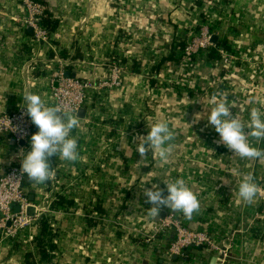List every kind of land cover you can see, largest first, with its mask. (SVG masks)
<instances>
[{"label":"crops","instance_id":"crops-1","mask_svg":"<svg viewBox=\"0 0 264 264\" xmlns=\"http://www.w3.org/2000/svg\"><path fill=\"white\" fill-rule=\"evenodd\" d=\"M39 1L56 26L48 28L55 34L50 45L38 47L20 22L25 11L19 0H0V114L26 104L29 93L53 107L48 75L57 59L75 61L65 70L82 78L107 76L104 64L116 54L139 58V67L138 72L122 67L120 88L96 93L85 106V117L75 115L78 126L70 135L77 139L78 158L66 161L57 154L50 158L51 180L25 183L27 197H33L29 217L36 208L44 210L49 190L71 201L49 206L46 214L56 226L52 260L36 259L38 222L17 241L0 236V264H181L176 256H166L168 235H160L151 248L139 241L154 219L173 211L164 208L152 214L145 187L156 183L164 188L178 178L197 196L200 207L191 218L173 212L189 228L207 230L229 253L221 262L204 248L191 247L182 258L185 264H264V222L254 218L262 200L256 194L245 203L238 194L249 174L264 188V158H242L219 142L206 119L193 123L194 113L207 117L214 98L231 105L233 116L245 125L252 107L263 112L264 0H201L199 8L194 0ZM197 24L208 25L237 55L230 75L224 78L220 61H208L206 53L187 61H165L153 69L177 38L185 41ZM77 51L81 57L72 58ZM160 121L174 133L167 160L150 147L141 156L139 138ZM248 140L264 151V142L251 136ZM28 150V144L0 134V176ZM97 205L103 213L94 209ZM90 218L96 223L88 222ZM26 253L36 261L27 262Z\"/></svg>","mask_w":264,"mask_h":264},{"label":"built area","instance_id":"built-area-1","mask_svg":"<svg viewBox=\"0 0 264 264\" xmlns=\"http://www.w3.org/2000/svg\"><path fill=\"white\" fill-rule=\"evenodd\" d=\"M19 2L25 11V15L20 22L23 27L31 29L33 44L38 47L44 44L50 45V37L51 35L54 37L55 34L41 24L42 19L46 16L45 4L39 0H19ZM213 34L216 33L210 30L208 25H197L196 30L192 31L191 35L185 39V46L180 51L179 59L187 61L196 57L199 53H206L208 49L214 47L211 42ZM218 51L222 56L220 65L224 71V78H226L230 75V70L237 59V55L221 49ZM57 63V67L51 68L48 81L53 107L59 108L61 114L67 112L75 116L79 109H85V105L94 93L113 92L121 86L124 73L118 64H113L109 67L107 76L82 78L75 75L71 76L70 74L66 75L67 70H65V67L73 65L75 61L57 59ZM24 106L25 103H22L15 111L0 114V134H8L15 143H26L30 148L29 141L33 134L32 126L34 124L27 116ZM259 140L260 143L264 142V138ZM25 177L26 175L21 173V161L7 167L6 171L0 176V236L3 240L17 241L21 233L35 228L37 223L43 218L47 220L50 236L55 233L56 226L46 216L49 206L51 207V203L56 200L55 191L49 190L45 194L44 199L45 201L47 200V204L44 210L41 211L36 208L35 215L29 217L26 214V209L31 203L25 191ZM54 179L52 177L53 182ZM257 188V195L262 200V207L254 218L264 222V188ZM14 205L18 207L17 211L13 209ZM160 235H168L170 239L166 250L168 258L170 256L183 258L185 256V248L202 247L205 251L219 256L221 262H225L228 259V249L219 245L217 239L212 237L207 230L189 228L173 211L166 212L163 217L158 218L152 229L143 234L142 239L150 247L155 245ZM44 242L46 243V240ZM34 246L37 248L35 244ZM45 250L50 257L54 253L53 249L47 245H45ZM53 263L55 264L56 262Z\"/></svg>","mask_w":264,"mask_h":264},{"label":"clouds","instance_id":"clouds-1","mask_svg":"<svg viewBox=\"0 0 264 264\" xmlns=\"http://www.w3.org/2000/svg\"><path fill=\"white\" fill-rule=\"evenodd\" d=\"M25 109L32 124L37 128L30 137V150L21 156V173L33 183H44L52 176L50 158L59 154L66 161H75L78 158L77 139L70 135L71 130L78 126V119L65 112L61 114L57 107L45 106L40 95L29 93L25 95ZM231 105L224 99L215 100L214 106L205 118L203 112L194 113L193 123L206 119L219 135V142L231 149L234 154L244 158H264V151L254 147L248 137L264 138V112L260 108L252 107L247 125L233 116ZM249 128L245 133L244 128ZM174 133L166 121L153 124L146 136L139 139L137 151L143 156L147 148L156 151L161 160H167L171 152L169 141ZM258 192L251 174L245 176L238 187V194L245 203H251ZM146 202L151 205L152 214H159L164 208L182 212L191 218L200 207L197 196L186 186L183 179L161 188L154 183L145 187Z\"/></svg>","mask_w":264,"mask_h":264},{"label":"trees","instance_id":"trees-1","mask_svg":"<svg viewBox=\"0 0 264 264\" xmlns=\"http://www.w3.org/2000/svg\"><path fill=\"white\" fill-rule=\"evenodd\" d=\"M194 6L198 7L201 5V0H194L193 2ZM195 7V8H196ZM197 17H198V20H202V18L204 19V13L202 12H197ZM41 24L44 26V27H47L49 28L51 31L54 30L55 26H56V22L55 21H52L50 19H48L47 17H44L41 21ZM200 25V24H198ZM196 27H194V31L196 30ZM178 41H176V43L174 45H171L170 46V49H169V53L168 55L166 56H163L160 60V62L155 65L153 67V69H157L158 65L160 66L163 62L165 61H169V60H173V61H176L177 59H179V56H180V51L184 48L185 46V41L184 40H180L179 38H177ZM219 49L223 50V51H230V47L226 44L225 41H217V43L214 45V47H211L210 49L207 50L206 52V57H207V60L208 61H211V62H218L221 60V54L220 52L218 51ZM61 56L62 57H66L67 56V53L65 51H62L61 52ZM78 57H81V54L79 51H77L73 56L72 58H78ZM113 64H118L119 66H121V68L123 67H127L129 68V70L133 71V72H138V67H139V58H136V57H133V58H126L124 57L123 55H120V54H116V55H111V57H109L106 62H105V67H110L111 65ZM69 74L71 76H74V73L72 71L69 70ZM222 74V72H221ZM76 76V75H75ZM149 82L151 85H153L154 83L156 84V79H153V78H149ZM96 93H94L92 95V97H97L95 96ZM87 106V104L85 105ZM37 131V128L35 127V125L32 126V133L36 132ZM64 204H67V205H71V201L68 200V199H65L63 198V195L61 194H56V200L53 201L51 203V208H55L57 205H63ZM94 209H98L100 211V213H103V210H100V205H97L94 207ZM93 219V218H92ZM158 220V218L154 219L153 222H152V227L153 225L155 224V222ZM88 222H90L91 224H95L91 218L88 220ZM152 229V228H151ZM39 231H40V234L37 236L36 238V242H35V245L37 247V254H38V258L37 261H42V260H47L49 259V254L46 252L45 250V245H47L49 248H54V244L52 242V237L50 236V233L48 231V224H47V220L45 218L41 219L40 222H39ZM160 238V236L158 237V239ZM46 240V243L44 242ZM140 241V244L142 245V247H146V248H151V247H155V245L153 246H147L144 242H143V239L141 238ZM191 247H187L184 249V253L187 254L188 253V249H190ZM25 259L27 262H30V259H33V261H36L35 258L32 257L31 253H26L25 254ZM177 261H180L181 264H185V259H182L180 257H177ZM183 260V261H182Z\"/></svg>","mask_w":264,"mask_h":264},{"label":"water","instance_id":"water-1","mask_svg":"<svg viewBox=\"0 0 264 264\" xmlns=\"http://www.w3.org/2000/svg\"><path fill=\"white\" fill-rule=\"evenodd\" d=\"M29 30L31 31L30 28H29ZM217 41H218V36H217L216 34H213L212 37H211V42H212L213 44H216ZM66 75H69V72H68V71L66 72ZM85 114H86V110H85L84 108H81V109H79V110L77 111V113H76V117L82 119V118L85 117ZM25 180H26L27 182H29V183H33V182L29 181L26 177H25ZM32 198H33V197H32ZM32 198H29V199H30V200H33ZM13 209H14V211H17V210H18V207H17L16 205H14V206H13ZM33 210H34V208H33L32 206H29V207L26 209V214H27L28 216H32V215H33ZM190 227H191V226H190Z\"/></svg>","mask_w":264,"mask_h":264},{"label":"rangeland","instance_id":"rangeland-1","mask_svg":"<svg viewBox=\"0 0 264 264\" xmlns=\"http://www.w3.org/2000/svg\"><path fill=\"white\" fill-rule=\"evenodd\" d=\"M198 25V24H197Z\"/></svg>","mask_w":264,"mask_h":264}]
</instances>
